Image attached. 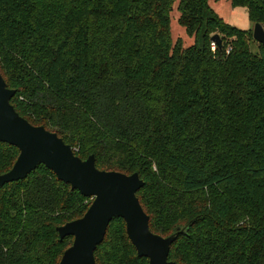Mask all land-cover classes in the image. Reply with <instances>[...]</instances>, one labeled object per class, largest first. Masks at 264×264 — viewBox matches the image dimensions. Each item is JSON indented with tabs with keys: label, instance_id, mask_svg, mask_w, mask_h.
<instances>
[{
	"label": "trees",
	"instance_id": "16d2710c",
	"mask_svg": "<svg viewBox=\"0 0 264 264\" xmlns=\"http://www.w3.org/2000/svg\"><path fill=\"white\" fill-rule=\"evenodd\" d=\"M264 26V0H227ZM220 0H0L11 102L99 169L138 172L154 233L179 264H264V45ZM192 42L174 37L172 15ZM218 33L223 48L213 49ZM19 149L0 141V173ZM92 197L46 165L0 185V264H59ZM97 264H150L114 218Z\"/></svg>",
	"mask_w": 264,
	"mask_h": 264
},
{
	"label": "water",
	"instance_id": "95a60500",
	"mask_svg": "<svg viewBox=\"0 0 264 264\" xmlns=\"http://www.w3.org/2000/svg\"><path fill=\"white\" fill-rule=\"evenodd\" d=\"M253 37L264 45V26L259 22L255 23ZM212 42L223 48L218 33L212 36ZM15 94L16 89L8 86L0 70V141L15 145L20 151L12 168L0 173V185L25 179L44 164L72 189L93 198L82 217L57 227L60 239L74 237L59 264H97L96 248L116 217L125 220L127 234L139 256L149 258L150 264H179L170 260L169 254L171 245L187 226L176 227L169 236L151 230L150 216L137 195L145 185L140 174L99 169L95 154L86 159L79 157L58 133L44 125H34L21 116L11 102Z\"/></svg>",
	"mask_w": 264,
	"mask_h": 264
},
{
	"label": "rangeland",
	"instance_id": "374dc122",
	"mask_svg": "<svg viewBox=\"0 0 264 264\" xmlns=\"http://www.w3.org/2000/svg\"><path fill=\"white\" fill-rule=\"evenodd\" d=\"M218 12L221 16L231 24L238 26L242 29H254L255 24L250 20L248 11L245 7H232L227 0H220L218 5ZM172 30L174 37H182L185 46L190 44L192 40L186 36L182 27L178 24L177 13L172 15ZM258 43L256 40L252 41L251 47L253 50H258ZM72 245V244H71Z\"/></svg>",
	"mask_w": 264,
	"mask_h": 264
},
{
	"label": "built area",
	"instance_id": "2783aa9c",
	"mask_svg": "<svg viewBox=\"0 0 264 264\" xmlns=\"http://www.w3.org/2000/svg\"><path fill=\"white\" fill-rule=\"evenodd\" d=\"M216 48V44L213 42V49H215Z\"/></svg>",
	"mask_w": 264,
	"mask_h": 264
}]
</instances>
